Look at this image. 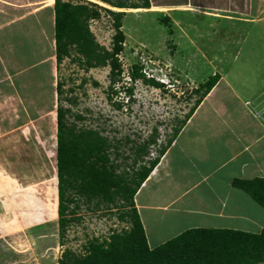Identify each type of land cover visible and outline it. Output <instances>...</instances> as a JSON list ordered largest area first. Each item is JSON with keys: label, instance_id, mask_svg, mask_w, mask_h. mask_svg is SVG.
Segmentation results:
<instances>
[{"label": "rangeland", "instance_id": "rangeland-1", "mask_svg": "<svg viewBox=\"0 0 264 264\" xmlns=\"http://www.w3.org/2000/svg\"><path fill=\"white\" fill-rule=\"evenodd\" d=\"M45 1L0 0V264H58L65 251L83 255L89 241L101 242L129 228L120 218L121 203L117 208L75 195L77 220L60 236L58 106L69 111L68 125L101 131L113 144L120 143L124 156L133 157V143L147 140L153 129L162 144L156 142L149 151L158 154L198 99L192 91L209 76L225 77L220 97L230 103V110L235 100L229 94L243 103L264 90V22L225 24L183 11L132 13L103 5L126 13L121 28L124 51L118 56L124 78L113 85L108 66L86 71L69 59L57 66L54 11L44 9ZM184 2L150 0V5L173 9ZM227 2L245 9L246 0ZM253 5L256 11L249 7L250 14L258 18L264 0H253ZM89 25L96 41L111 50L116 33L112 17L101 11ZM138 63L146 78L151 75L164 88L141 81L132 85L128 72ZM57 83L62 84L61 95ZM130 86L128 99L124 92ZM260 97L264 100L262 93ZM127 138L132 143L126 144ZM130 163L125 161L120 172L128 171ZM243 200L254 218L250 203ZM253 218L221 224L257 227L248 222Z\"/></svg>", "mask_w": 264, "mask_h": 264}, {"label": "trees", "instance_id": "trees-1", "mask_svg": "<svg viewBox=\"0 0 264 264\" xmlns=\"http://www.w3.org/2000/svg\"><path fill=\"white\" fill-rule=\"evenodd\" d=\"M120 10L150 9V0H97ZM54 44L55 60L60 66L65 59L88 71L100 67L110 68L111 84L120 81L124 70L118 56L124 51L125 36L122 32V19L125 12H114L98 4L85 2L73 3L70 0H55ZM101 11L112 17L116 33L111 50L100 45L93 35L89 22L99 19ZM130 74V75H129ZM132 85L141 81L154 88L164 85L154 79H148L143 66L133 65L128 72ZM221 80L215 73L198 85L192 94L198 95L179 127L173 130L166 144L160 147L158 156L143 164L149 155L150 146L157 144V129L147 140L133 143V157L121 152L120 143L115 145L101 131L94 129H76L66 122L68 110L57 107V193L58 226L61 237L67 227L77 220L75 217L76 198L87 202L117 207L121 203V220L129 228L120 233L113 232L107 239L89 241L84 246V254L67 250L58 264H262L264 263V230L250 233L233 229H189L166 243L150 249L135 206L134 197L159 164L161 157L171 147L182 127L194 114L197 107ZM57 94H62V84L57 83ZM112 90V88H111ZM118 92L115 91V94ZM128 99L133 94V86L125 89ZM118 108L120 105H117ZM82 120V117H77ZM126 144L132 143L127 138ZM121 157L123 162L121 163ZM125 161H130L128 171L120 172ZM231 185L248 194L258 205L264 208V179L243 180L235 178ZM72 192V193H71ZM71 193V195L69 194ZM74 204L73 208L72 205Z\"/></svg>", "mask_w": 264, "mask_h": 264}, {"label": "crops", "instance_id": "crops-1", "mask_svg": "<svg viewBox=\"0 0 264 264\" xmlns=\"http://www.w3.org/2000/svg\"><path fill=\"white\" fill-rule=\"evenodd\" d=\"M53 1L48 9L53 7ZM251 2L246 0L245 9L239 7L238 11L234 2L226 4V0H186L172 5L169 11L195 13L225 24L264 22V8L256 18L250 14L249 7L256 11ZM224 79L221 77L197 107L134 197L150 249L189 229H233L250 233L264 230V208L231 185L235 178L264 179V100L260 97L262 93L264 98V90L243 103L233 93L229 94L235 100L230 101L234 107L230 110V103L220 97L223 89L219 88ZM243 199L250 203L254 218ZM227 214L228 219L222 221ZM157 215L177 218L168 220ZM251 218L254 222H248L257 227L221 224Z\"/></svg>", "mask_w": 264, "mask_h": 264}, {"label": "bare ground", "instance_id": "bare-ground-1", "mask_svg": "<svg viewBox=\"0 0 264 264\" xmlns=\"http://www.w3.org/2000/svg\"><path fill=\"white\" fill-rule=\"evenodd\" d=\"M89 1H92V2H96V0H89ZM157 3V2H156ZM45 4H46V9H48V8H50V6H51V4H52V0H47V1H45ZM102 4V3H101ZM102 5H104V4H102ZM106 7H108V6H106ZM117 10H120V9H117ZM116 10V11H117ZM170 9L169 8H167V6L166 7H156V6H153L152 8H150V9H148V10H146V12H167V11H169ZM123 11H126V10H123ZM140 11H143V10H141V9H135V10H132V9H130L129 10V12H132V13H136V12H140ZM46 28V27H45ZM44 28V29H45ZM42 41V40H41ZM10 50V49H9ZM130 75V74H129ZM161 201H159V203H160ZM161 203H163V202H161ZM156 217H160V218H164V219H168V220H173V219H176L177 218V216H175V215H169V216H167V217H162V216H159V215H157ZM228 219V214H227V216L222 220V221H225V220H227ZM214 223H216L217 221H213ZM22 243V242H21Z\"/></svg>", "mask_w": 264, "mask_h": 264}, {"label": "built area", "instance_id": "built-area-1", "mask_svg": "<svg viewBox=\"0 0 264 264\" xmlns=\"http://www.w3.org/2000/svg\"><path fill=\"white\" fill-rule=\"evenodd\" d=\"M144 73V72H143ZM145 74V73H144ZM147 78L148 79H152L153 77L150 75H147ZM158 142V146L160 145V144H162V142L161 141H157ZM152 146V148L154 149V147L156 146V144L155 145H151ZM158 156V154H157V151H156V149L155 150H150V153H149V155L145 158V160H144V163L143 164H147L149 161H151V160H154L156 157Z\"/></svg>", "mask_w": 264, "mask_h": 264}, {"label": "water", "instance_id": "water-1", "mask_svg": "<svg viewBox=\"0 0 264 264\" xmlns=\"http://www.w3.org/2000/svg\"><path fill=\"white\" fill-rule=\"evenodd\" d=\"M90 2H92V1H90ZM92 3L98 4V5L101 6V7L103 6V5H102L103 3L101 4V2H98L97 0H96V2H92ZM104 7H105V4H104Z\"/></svg>", "mask_w": 264, "mask_h": 264}]
</instances>
